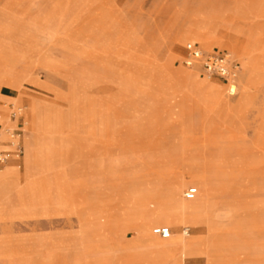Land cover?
I'll return each mask as SVG.
<instances>
[{"label": "rangeland", "instance_id": "rangeland-1", "mask_svg": "<svg viewBox=\"0 0 264 264\" xmlns=\"http://www.w3.org/2000/svg\"><path fill=\"white\" fill-rule=\"evenodd\" d=\"M188 42L240 60L234 94L224 78L184 63ZM17 107L21 170L29 137L32 164L69 171L60 180L72 181L71 196L87 212L104 210L92 240H131L122 219L131 208L136 218L181 211L170 236L211 229L229 264H264V0H0L3 130L14 129ZM201 217L210 223L191 220ZM205 261L198 252L185 264Z\"/></svg>", "mask_w": 264, "mask_h": 264}, {"label": "crops", "instance_id": "crops-1", "mask_svg": "<svg viewBox=\"0 0 264 264\" xmlns=\"http://www.w3.org/2000/svg\"><path fill=\"white\" fill-rule=\"evenodd\" d=\"M32 104L35 109V103ZM0 111L3 110L0 108ZM3 113L2 116L0 113V132L8 122V115L5 111ZM21 119L22 116L11 119V123L22 137L24 127ZM25 145L28 153L25 169L21 170V157H12L0 172V264H90L84 263L80 255L86 254L90 258L112 252L122 254L124 251H131L132 258L108 264H185L191 254L198 252L205 254V264H229L217 252L219 243L211 229L201 236L195 235L185 240L175 233L168 237L151 233L150 226L156 223H166L168 226L161 227L170 231V227L183 223L185 219H182L181 212L172 214L168 210L169 214L165 213L163 218L148 220L149 217L137 219L138 212L131 208L122 218L125 228L136 232L131 240L126 241L123 234V237L92 240L93 231L102 229L108 222L104 210L93 212L97 208L92 207L87 212L84 203L71 196L74 188L72 181L60 180L73 177L66 175L70 172L48 170L41 164H32L29 137L25 139ZM2 148L10 149L6 135H3ZM191 220L210 223L207 217Z\"/></svg>", "mask_w": 264, "mask_h": 264}, {"label": "built area", "instance_id": "built-area-1", "mask_svg": "<svg viewBox=\"0 0 264 264\" xmlns=\"http://www.w3.org/2000/svg\"><path fill=\"white\" fill-rule=\"evenodd\" d=\"M187 54L184 56V63L187 66H200L203 71L209 76H220L228 81L229 92H236V81L242 71L240 60L230 52H206L199 46L193 43H188L186 46ZM22 116V108L17 107L11 112V119H16ZM3 131V130H2ZM0 132V170L4 167L12 157L19 158L23 154V145L21 132L16 129H5L7 134L8 145L10 149H3V135ZM194 189H189L186 192L187 197H193ZM155 232L163 237L170 236L168 228H156ZM184 235L190 234V229L183 230Z\"/></svg>", "mask_w": 264, "mask_h": 264}, {"label": "bare ground", "instance_id": "bare-ground-1", "mask_svg": "<svg viewBox=\"0 0 264 264\" xmlns=\"http://www.w3.org/2000/svg\"><path fill=\"white\" fill-rule=\"evenodd\" d=\"M200 38H199V42L202 44V46H206V39H205V37L203 36V35H200L199 36ZM204 38V39H203ZM236 41H238L237 39H236ZM209 42V41H208ZM238 47L240 48V50H241V52H242V54L243 55H245V54H249L250 55V53H249V50H248V47H247V43H239V45H238ZM249 62V61H248ZM245 83V82H244ZM201 86H202V88L204 89V90H206L214 99H216L222 106H224V107H233L234 106V104H232L230 101H228L225 97H224V95H223V91L221 90V88L220 87H218L217 85H215L213 82H211V81H208V80H203L202 82H201ZM241 101H242V98H241ZM235 102V101H234ZM18 104V103H17ZM237 104V103H236ZM238 106V105H237ZM2 135H6L7 136V134L5 133V132H3L2 133ZM1 172V171H0ZM27 180V179H26ZM3 186V185H2ZM15 186V185H14ZM17 188V187H16ZM7 189H8V187H7ZM3 191V190H2ZM1 201V200H0ZM184 207H186V206H189V205H186V204H184L183 205ZM172 210V209H171ZM182 211H184V209L182 210ZM181 212V211H180ZM167 214H169V213H167ZM174 214V213H173ZM164 215V214H163ZM169 216V215H168ZM179 217H180V215H178ZM148 217V216H147ZM146 217V218H147ZM158 217V216H157ZM156 217V218H157ZM161 217V216H160ZM159 217V218H160ZM143 218H145V217H143ZM138 219V218H137ZM148 220L150 219V218H147ZM185 219V218H184ZM129 220V219H128ZM136 220V219H135ZM153 220V219H152ZM139 221V220H138ZM151 221V220H150ZM136 222V221H135ZM136 223H138V222H136ZM103 225V224H102ZM102 225H100V226H102ZM181 237V236H180ZM164 241H167L168 239H164V238H162ZM181 239H183V240H185V239H187L186 237H184V236H182L181 237ZM189 243H190V241H189ZM163 245V244H162ZM194 246V245H193ZM156 247V246H155ZM159 247V246H158ZM148 249V248H147ZM150 249V248H149ZM157 249V248H156ZM135 250V249H134ZM142 250V249H141ZM123 251V250H122ZM153 251V250H152ZM136 253V252H135ZM168 254V253H167ZM176 255V254H175ZM178 255H179V253H178ZM163 256V255H162ZM130 258H132V252L131 251H128V252H123L122 254L121 253H119V252H117V254H116V256H115V259L114 260H110V261H107V262H103V263H101V264H108V263H111V262H113V261H115V260H123V261H125V260H129ZM185 259V258H184ZM82 261L84 262V263H86L83 259H82ZM184 262V261H183Z\"/></svg>", "mask_w": 264, "mask_h": 264}]
</instances>
